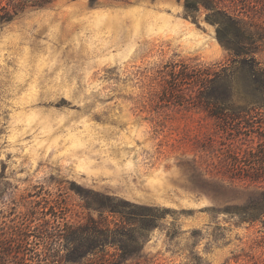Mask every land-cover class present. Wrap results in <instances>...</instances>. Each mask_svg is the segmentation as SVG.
Masks as SVG:
<instances>
[{"label": "rangeland", "instance_id": "rangeland-1", "mask_svg": "<svg viewBox=\"0 0 264 264\" xmlns=\"http://www.w3.org/2000/svg\"><path fill=\"white\" fill-rule=\"evenodd\" d=\"M252 13L264 29V6ZM204 16L181 0H55L0 23V237L44 213L82 222L94 191L169 210L126 264H264V221L234 212L255 187L232 162H252L257 137L168 90L229 64Z\"/></svg>", "mask_w": 264, "mask_h": 264}, {"label": "trees", "instance_id": "trees-1", "mask_svg": "<svg viewBox=\"0 0 264 264\" xmlns=\"http://www.w3.org/2000/svg\"><path fill=\"white\" fill-rule=\"evenodd\" d=\"M99 1V0H89ZM127 3L129 0H111ZM186 17L204 20L215 27L216 39L230 56L219 72L202 67L194 76L182 75L171 83L174 95L189 92L183 105H195L218 122L223 131L243 129L257 137L248 165L237 156L232 162L235 179L255 187L236 208L240 222L264 221V123L250 124L264 111V69L257 55L264 51V29L252 22V12L264 0H181ZM55 0H0V23H10L28 11L45 9ZM251 13V15H250ZM193 93V95H192ZM261 130V134L257 133ZM247 158V157H246ZM84 208L88 215L72 223L65 214L47 213L35 226L20 225L0 237V264H126L144 248L145 234L155 228L168 209L129 202L114 195L91 192ZM37 220V219H35ZM40 220V219H38ZM33 221L29 222L32 223Z\"/></svg>", "mask_w": 264, "mask_h": 264}]
</instances>
